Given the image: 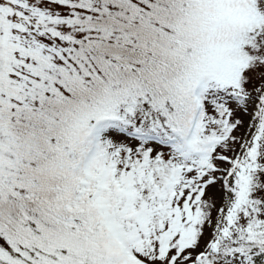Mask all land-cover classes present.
Segmentation results:
<instances>
[{"label": "snow or ice", "instance_id": "snow-or-ice-1", "mask_svg": "<svg viewBox=\"0 0 264 264\" xmlns=\"http://www.w3.org/2000/svg\"><path fill=\"white\" fill-rule=\"evenodd\" d=\"M0 264H264V0H0Z\"/></svg>", "mask_w": 264, "mask_h": 264}]
</instances>
